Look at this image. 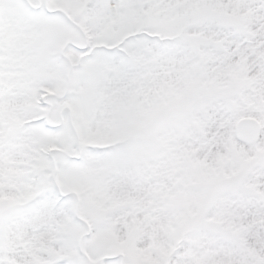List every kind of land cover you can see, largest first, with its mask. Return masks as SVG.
<instances>
[{"label":"snow or ice","instance_id":"1","mask_svg":"<svg viewBox=\"0 0 264 264\" xmlns=\"http://www.w3.org/2000/svg\"><path fill=\"white\" fill-rule=\"evenodd\" d=\"M0 264H264V0H0Z\"/></svg>","mask_w":264,"mask_h":264}]
</instances>
